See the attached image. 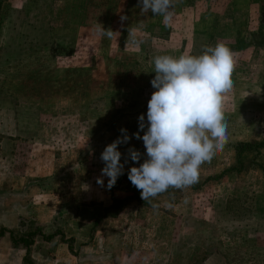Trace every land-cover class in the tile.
I'll use <instances>...</instances> for the list:
<instances>
[{"label":"rangeland","instance_id":"obj_1","mask_svg":"<svg viewBox=\"0 0 264 264\" xmlns=\"http://www.w3.org/2000/svg\"><path fill=\"white\" fill-rule=\"evenodd\" d=\"M100 24L116 33L102 37ZM217 43L235 61L228 141L198 183L144 201L128 171L147 158L133 134H144L153 58ZM121 128L131 137L121 163L130 147L142 156L124 165L106 212L123 211L111 244L121 245L120 228L128 240L74 256L59 246L58 200L30 197L65 178L77 180L64 189L90 195L108 181L100 156ZM0 230V264H264V0H179L168 27L139 0H0ZM31 231L30 245L12 239Z\"/></svg>","mask_w":264,"mask_h":264},{"label":"clouds","instance_id":"obj_2","mask_svg":"<svg viewBox=\"0 0 264 264\" xmlns=\"http://www.w3.org/2000/svg\"><path fill=\"white\" fill-rule=\"evenodd\" d=\"M178 2L139 0V6L142 13L162 16L168 27ZM120 19L123 22L127 17L122 15ZM97 31L108 38L116 33L102 25ZM128 33L131 43L139 47L143 41L133 30L128 29ZM153 64L155 76L150 83L155 91L147 104L146 120L144 114L138 117L139 129L144 134H133L142 139L147 158L139 163L142 154L130 147L121 163L118 146L131 139L124 128L100 156L104 163L101 173L108 177V189L123 175L129 159L139 163L130 168L128 179L140 191L141 199L148 202L170 188L183 190L198 183L201 166L224 149L228 141L224 99L234 87L235 61L230 49L217 43L204 46L200 55H157ZM97 183L103 185L104 181L98 178Z\"/></svg>","mask_w":264,"mask_h":264},{"label":"crops","instance_id":"obj_3","mask_svg":"<svg viewBox=\"0 0 264 264\" xmlns=\"http://www.w3.org/2000/svg\"><path fill=\"white\" fill-rule=\"evenodd\" d=\"M76 180L77 179H75V181L74 179L68 181L66 178L59 179L58 189L52 191L42 189L38 194L34 196L31 195L32 197H30V199L35 197L44 198L45 196L50 200L51 198L58 200L60 204L59 218L61 219L63 226L59 237L61 236L63 239H65V241L60 240L61 244L59 246L61 247L62 245L64 248H68L71 252L73 251L74 256L81 255L84 251L100 253L110 250L111 248L121 251L124 249L123 246L128 240L129 233L125 232L122 228L119 230L117 229V231L122 235V246H118L117 244L112 245L111 240L114 230L111 229L109 223L115 218H120L123 211L120 212L119 210L117 214H114V212H106L107 207H109V204L113 200L112 196H115V188L108 189V181L103 180V185L98 184L97 181H95V183H91L94 185V190L90 193V195L84 194V196L83 193H80V190L69 191V189H64L68 183H70V185H76ZM42 182H45V179ZM81 182L82 181L80 180L77 183ZM82 199H86L87 201H82ZM104 211L107 214L105 217ZM106 219H108L109 222L106 221ZM44 230L48 229L46 228ZM44 230L43 232H45ZM4 235L0 237H4ZM57 237L58 235L54 236L53 241L56 240L55 238ZM68 239H70L71 243L68 241L69 244L66 245V240Z\"/></svg>","mask_w":264,"mask_h":264},{"label":"trees","instance_id":"obj_4","mask_svg":"<svg viewBox=\"0 0 264 264\" xmlns=\"http://www.w3.org/2000/svg\"><path fill=\"white\" fill-rule=\"evenodd\" d=\"M245 147L248 148L250 147L251 148V144L247 143L245 144ZM117 182H119V177H118V180ZM5 232L3 230H0V236L4 235ZM36 234V232H28L27 234H24L22 235L19 239L17 237H15L14 235H12V239L15 240L16 242H22L24 243L25 245H30L32 244V237Z\"/></svg>","mask_w":264,"mask_h":264}]
</instances>
